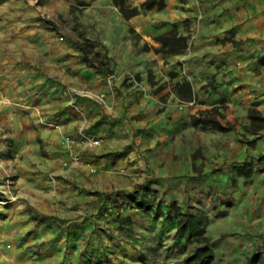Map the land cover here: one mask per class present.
Segmentation results:
<instances>
[{
    "label": "crops",
    "instance_id": "1",
    "mask_svg": "<svg viewBox=\"0 0 264 264\" xmlns=\"http://www.w3.org/2000/svg\"><path fill=\"white\" fill-rule=\"evenodd\" d=\"M79 2L81 24L90 26L91 32L85 39L98 43L111 70L112 62H122L137 64L143 72L148 56L137 51L130 27L143 34L152 19L179 17L173 4L125 19L112 0L0 3V264H94V256L101 264H186L198 246L177 236L175 219L129 205L125 214L135 231H114L106 236L107 242H99L95 214L83 216L82 197L69 202L78 214L66 215L69 200L63 196L60 201V191L52 192L48 176H58V188L65 186L67 177L80 189L87 187L84 169L67 172L59 167L67 157L62 134L77 136L81 125L103 139L93 150L96 155L113 153L121 144H138L136 151L119 157L92 158L112 175L111 190L129 196L150 186L165 192L166 200L182 211L206 217L214 264H264V259H255L264 254V129H247L252 123L250 109L264 118V66L257 61L264 57V0H203L206 18L187 53L194 92L206 104L225 100V122L233 126L225 133L196 130L189 122L196 107L179 105L171 101L173 97L156 106L139 93L138 102L132 103L137 96L124 91L123 99L107 110L97 99L81 96L77 102L86 118L69 110L58 93L65 82L60 72L65 48L51 39V29L42 19L66 14L68 5ZM136 5L129 2L132 8ZM228 33L232 42L226 40ZM73 45L79 49L83 43ZM208 79L212 86L200 90ZM104 103L110 104L109 97ZM152 108L160 112L148 119ZM144 129L143 136L135 134ZM152 143L155 154L148 162L145 149ZM96 203L91 207L98 213ZM52 216L64 224L49 226ZM84 223H90L86 229ZM70 233L75 242L67 247L61 240ZM154 244L160 246L159 257L140 259L144 247ZM86 254L92 255L90 262Z\"/></svg>",
    "mask_w": 264,
    "mask_h": 264
},
{
    "label": "rangeland",
    "instance_id": "2",
    "mask_svg": "<svg viewBox=\"0 0 264 264\" xmlns=\"http://www.w3.org/2000/svg\"><path fill=\"white\" fill-rule=\"evenodd\" d=\"M131 2L137 3L136 8L140 10L143 0H132ZM172 4L179 11V17L174 19V21L152 19L151 28L147 32L144 31L143 34L136 33L132 27L129 28V33L132 36L137 51L148 56V59L143 64V72H139L140 69L137 64L112 62L113 70L108 69L104 76L99 75V71L94 69L88 62L83 61L81 59L83 54L73 45L75 41L83 43L90 53L89 58H93L94 61L100 63L106 62V58L103 56V49L98 46V43L87 42L85 39V36H90L91 32L89 30L90 26H83L81 24L84 15L82 14V9L79 7L82 3L68 5V12L66 14L44 15L42 23L51 29V39L65 48L66 62H62L60 65V72L65 82L60 83L58 93L66 100L69 110L84 120L86 118L85 110L77 102L78 98L85 96L94 102L97 96L103 95V100L104 97H109V105H104L98 99L97 101L104 109L110 110L119 99H123V92L125 91L131 93L133 96H137L135 97V102L133 101L132 103L138 102L137 94L139 93L143 99L151 104H156V106L168 104L171 97L174 98L171 101L176 100V103L179 105L193 104L196 109L189 116V122L196 130H217L225 133L233 129V126L225 122V100H221L217 105L206 104L202 101V97L193 90L192 78L187 70V53L193 42L198 38L203 21L206 18L203 0H165V7L163 9ZM140 13L145 12L140 10ZM228 34L226 40L232 42L233 35L231 33ZM54 49L52 47V50ZM95 56L97 57L95 58ZM174 58L177 59L174 60ZM257 61L260 65L264 66V57L258 58ZM103 68L106 69L105 66ZM176 76H180V79H174ZM98 77L99 79L97 80ZM211 80L208 79L205 86L201 87L200 90H207L212 86ZM165 108L164 106L162 110ZM159 112L160 110L156 111L152 108L150 112L146 113V117L148 119L153 118ZM192 117L198 120L196 125L192 123ZM212 123L218 124L221 129L212 127ZM256 124L251 123L247 129H255ZM79 130H82L85 135L93 137L83 125L78 127L77 135ZM146 131L147 129L136 131L135 134L143 136ZM66 136H70V134H62L61 136V144L65 147L64 138ZM97 139L100 141L97 146L99 147L103 139ZM97 147L80 149L81 162L77 165L64 166L65 159L70 155L69 151H67V157L62 162H59V167L67 172L75 168L84 169V177L88 180L86 188L80 189L69 177L66 178L65 186L58 188V176L53 173L48 176L52 192L55 193L56 190L60 191V196L62 197L60 201L63 200V196H65L66 200H69L66 215L73 216L76 213L78 214L75 211V205L69 202H74V198L82 197L83 216L87 218L91 212L96 216V221L93 225L100 232L99 242L109 241L110 239L107 237L114 231L124 233H133L135 231L134 224L125 214L128 205L131 209L137 208L148 213H155L156 210H161L163 212L162 215H166V219H168V214L171 216L170 218H173L176 211L173 208H169V206L171 204L178 205L175 202L166 200L165 192L153 190L150 186L146 190L139 189L131 192L129 196L127 192L111 190L112 175L106 173L107 169L105 166L98 167L95 165L94 160H92L93 157L95 159L110 156L119 157L128 150L136 151L138 147L137 143H128L124 147L121 144L120 149L113 151V153L103 154L102 156L93 153V150ZM154 150L153 143L145 149L148 162H153L150 158L154 156ZM95 200H97L96 204H98V213L93 211L95 210V206L91 207V205H94ZM142 203L145 204L139 207ZM178 207L182 211L181 207ZM26 209L28 210L29 208L27 207ZM182 212L193 214L189 210ZM55 223L58 226L64 224L62 220H58L57 217L53 216L47 224L52 226ZM89 224L84 223L83 228L86 229ZM72 230L74 228L70 232H73ZM69 236L72 238L69 239ZM61 241L69 247L75 242L73 233L68 234L66 239H62ZM5 247L9 248V245ZM159 247V245L155 244L144 247L146 252L141 254L140 259L155 260L159 257ZM1 250L2 246L0 245ZM91 256V254H86L88 262L91 261ZM97 259V256H94V264H101ZM255 259H264V254H258ZM210 264H214L213 260Z\"/></svg>",
    "mask_w": 264,
    "mask_h": 264
},
{
    "label": "trees",
    "instance_id": "3",
    "mask_svg": "<svg viewBox=\"0 0 264 264\" xmlns=\"http://www.w3.org/2000/svg\"><path fill=\"white\" fill-rule=\"evenodd\" d=\"M5 0H0L2 3ZM114 5L118 8L120 14L125 19H130L140 14L142 11H150L153 9L161 10L165 7V0H143L140 10L129 6V2L132 0H112ZM80 51L83 53V61L88 62L92 67L102 73H107L109 69V60L105 63L94 61L93 58H89V51L84 45L79 46ZM97 56H95L96 58ZM106 67L103 68V67ZM249 117L252 124L257 123L253 131H260L264 129V118H262L258 111L254 109L249 110ZM192 123L196 125L198 120L192 117ZM212 127L221 129L218 124L212 123ZM142 203L139 207H141ZM169 208H173L176 213L173 218L168 214V220L175 219L177 222V236L185 237L187 242H195L198 244L194 252L185 259L186 264H210L213 260L210 240L206 237L205 228L208 224V219L201 215L191 214L189 212H182L178 206L171 204ZM163 212L156 210L154 215L156 217L161 216Z\"/></svg>",
    "mask_w": 264,
    "mask_h": 264
},
{
    "label": "built area",
    "instance_id": "4",
    "mask_svg": "<svg viewBox=\"0 0 264 264\" xmlns=\"http://www.w3.org/2000/svg\"><path fill=\"white\" fill-rule=\"evenodd\" d=\"M99 102L104 103L103 95L97 96ZM107 107V106H106ZM67 151H69V157L65 159L64 166L77 165L81 162V156L79 155L80 149H92L97 147L100 141L97 138L87 136L82 130H79L77 136H66L64 138Z\"/></svg>",
    "mask_w": 264,
    "mask_h": 264
}]
</instances>
